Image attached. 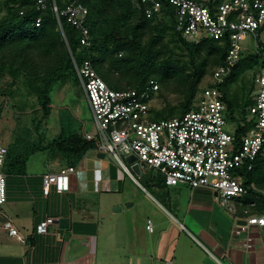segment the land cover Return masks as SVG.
I'll return each mask as SVG.
<instances>
[{
	"label": "built area",
	"instance_id": "2783aa9c",
	"mask_svg": "<svg viewBox=\"0 0 264 264\" xmlns=\"http://www.w3.org/2000/svg\"><path fill=\"white\" fill-rule=\"evenodd\" d=\"M84 1L65 0L66 6L61 9L52 0V11L64 38L62 19L79 31L81 44L90 47L92 39L86 26L89 10ZM131 1L143 8L147 18L162 12L160 0ZM207 2L211 0H169L175 10L176 29L187 42L199 44L207 37L220 42L228 39L230 44L224 63L213 71L212 81L200 89L183 116L159 122L151 120L152 103L160 91L155 81L140 90L116 91L99 76L92 62L78 65L74 60V66L96 127L95 134H87L86 139L95 141L97 151L106 154L123 176L136 181L133 166L138 164L142 173L160 175L167 187L208 189L226 206L248 195L245 173L253 171L258 158H264V47L259 43V32L264 30V0H223L213 7ZM34 3L36 10L43 13L49 0H34ZM42 22L40 16L36 26L40 27ZM248 35L255 38L251 52L259 55L261 66L255 77L253 105L239 123L245 133L238 139L239 125L229 120L228 105L220 87L247 56ZM229 122L234 126L232 133L226 130ZM131 156L137 162L129 167L127 158ZM7 158L8 148L0 144V211L8 203V175L4 171ZM79 173L77 167H67L43 175V195L48 197L53 188L58 193L69 191L71 177ZM250 187L255 189L253 185ZM250 206L251 210L245 212L247 224L241 231L246 232L249 227L264 230V210L255 212L256 203ZM57 221L48 218L37 226V234H48L49 227ZM4 228L11 237L25 242L11 221H6ZM147 229L153 231L151 221Z\"/></svg>",
	"mask_w": 264,
	"mask_h": 264
},
{
	"label": "crops",
	"instance_id": "0c3cea01",
	"mask_svg": "<svg viewBox=\"0 0 264 264\" xmlns=\"http://www.w3.org/2000/svg\"><path fill=\"white\" fill-rule=\"evenodd\" d=\"M44 152H52L60 161L56 172L30 175L26 166L25 175L7 174L8 203L0 211V264H97L100 236L105 245L106 239H121L116 231L124 227L122 214L139 205L148 208V216L145 228L132 227L133 264H264V230L241 231L247 224L245 212L251 210L245 206L246 196L224 206L208 189L155 183L152 193L137 179L147 194L143 196L131 191L119 167L94 149L76 162L74 167L81 173L71 177L69 191L58 193L53 188L45 197L43 175L58 173L68 162L59 152ZM48 218L58 221L48 234H37V226ZM62 219H69L68 228L61 227ZM6 221L25 242L9 235ZM149 221L152 232L147 229ZM144 236L147 241L142 243Z\"/></svg>",
	"mask_w": 264,
	"mask_h": 264
},
{
	"label": "trees",
	"instance_id": "16d2710c",
	"mask_svg": "<svg viewBox=\"0 0 264 264\" xmlns=\"http://www.w3.org/2000/svg\"><path fill=\"white\" fill-rule=\"evenodd\" d=\"M56 1L59 8H65V0ZM221 1L223 0H211L207 5L213 7ZM160 2L163 4L161 14L147 18L143 8L131 0H85L84 4L89 10L86 26L92 39L91 46L86 47L81 44L79 31L62 19L66 36L64 38L52 11V0H49L43 13L36 10L34 0H7L4 4L5 15L1 16L0 9V79L5 75L12 78L17 98L24 93L35 96L43 111L44 120L52 112L51 94L55 86L71 77H75L79 83L74 60L78 65L85 61L92 62L99 76L116 91L127 88L140 90L150 81L164 86L181 79L183 86H187L178 117L183 116L194 103L200 91L198 86L206 75L211 60L217 67L222 65L230 44L228 39L220 42L207 37H203L199 44L187 42L176 29L174 7L169 0ZM40 16L43 17V22L37 27L36 21ZM150 30L155 32V37L143 43V38ZM167 31L172 33L175 43L187 54L191 70L187 76H183V69L178 61H173L172 58L162 59V52L158 47L161 39L158 35ZM260 46L264 47V44L261 43ZM258 59V54L244 57L224 85L235 82L244 62L258 63ZM107 63L110 65L108 71L105 69ZM113 69L123 73L122 81L110 80ZM229 106L228 117L231 122L238 123L240 139L245 129L239 123L240 119H244L247 108H244L241 116H236ZM173 116V111L165 115L153 108L150 118L159 122L173 119ZM94 149L95 141H89L78 136L75 131L62 128L59 137L47 146L27 145L22 141L12 145L8 148L4 171L9 175H25L30 157L48 150L59 152L67 160L68 167H74L87 152ZM259 172H264L262 157L255 162L253 171L245 173L249 186L246 204L256 203L254 211L260 213L264 210V193L250 187L253 185V175ZM156 181L166 186L161 176L157 175ZM261 183L264 184V176Z\"/></svg>",
	"mask_w": 264,
	"mask_h": 264
},
{
	"label": "rangeland",
	"instance_id": "374dc122",
	"mask_svg": "<svg viewBox=\"0 0 264 264\" xmlns=\"http://www.w3.org/2000/svg\"><path fill=\"white\" fill-rule=\"evenodd\" d=\"M7 0H0V9L2 10L1 16L5 15L4 4ZM155 32L151 30L147 32L143 38V43H146L151 37H155ZM259 43L264 44V30L259 32ZM157 37V36H156ZM161 39L158 45L162 52V59L172 58L173 61H178L183 69V76H187L191 70L188 64L187 54L181 50L173 39L172 33L167 31L158 35ZM255 38L253 35H248L245 41V47L248 49L246 55L251 54L254 49ZM253 54V53H252ZM261 62L258 59L256 62H244L240 68L239 75L235 82L229 85H222L220 87L224 94L227 105L235 111V115L241 116V112L244 108H250L253 105V96L255 95V77L259 72ZM217 68L211 60L208 66L206 75L202 78L198 88L205 87L212 81V73ZM106 71L110 70V65H105ZM123 73L119 70L111 72L110 80L113 82L122 81ZM125 83V82H124ZM160 85V84H159ZM187 86H183L181 79H178L168 85H160V91L155 96L152 103L153 108L159 111V113L168 114L173 111V118L178 117L181 114L182 104L187 91ZM126 89V88H125ZM126 90H129L127 88ZM15 94V85L13 80L8 75L3 76L0 79V143L11 147L17 144L18 141H22L27 145H40L47 146L52 143L61 134L62 128H68L75 131L78 136L86 138L87 134H95L96 127L85 95L84 89L79 81L75 77L69 78L66 82L58 83L52 94V112L49 118L43 119V111L39 106L35 96H31L27 93L20 95L19 98ZM233 123V122H232ZM234 126L229 122L226 130L229 133L233 132ZM55 154L61 159L60 155ZM66 160V159H65ZM59 160L55 158L52 152H37L32 155L27 162V172L30 175H39L43 172H56L59 169ZM130 167V165L128 164ZM264 172H259L253 175V186L255 189L264 193V184L261 183ZM138 181L144 185L147 190L152 193V185L156 181L157 174L152 172H143L141 176L135 174ZM126 186L135 193L147 195L143 193L137 183L132 180L128 175L125 176ZM117 194H113L116 197ZM111 196V197H113ZM142 196V197H143ZM110 197V196H109ZM113 197V198H114ZM252 204V203H251ZM147 205V203H146ZM250 209V203L245 204ZM120 207H117L119 209ZM147 207L139 205L135 208L129 209L122 214V224L124 227L116 231V235L120 234L121 239L114 237L109 241L106 239L102 243V237L99 238L98 252L95 256L97 264H133L132 251L135 241L132 235V227L137 225L138 227H146L147 222ZM116 208H112L113 212ZM118 214V213H117ZM116 224V223H113ZM104 241V239H103ZM147 241V237L142 238V243ZM148 249V243L146 244ZM136 247V244H135ZM143 251V249H142Z\"/></svg>",
	"mask_w": 264,
	"mask_h": 264
},
{
	"label": "water",
	"instance_id": "95a60500",
	"mask_svg": "<svg viewBox=\"0 0 264 264\" xmlns=\"http://www.w3.org/2000/svg\"><path fill=\"white\" fill-rule=\"evenodd\" d=\"M100 156H101V158H105L106 154L101 153ZM136 162H137V158L134 157V156H131V157L127 158V164H129V165L135 164ZM133 171L135 172V174L137 176H141V174H142V171H141L140 166L138 164H135L133 166ZM69 222H70L69 219H62L60 221V225H61L62 228H68L69 227Z\"/></svg>",
	"mask_w": 264,
	"mask_h": 264
}]
</instances>
